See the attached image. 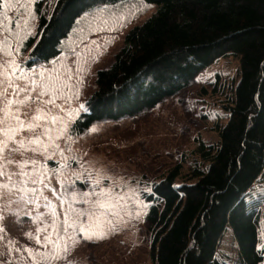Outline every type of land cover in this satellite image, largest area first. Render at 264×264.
I'll return each instance as SVG.
<instances>
[{
  "label": "trees",
  "instance_id": "16d2710c",
  "mask_svg": "<svg viewBox=\"0 0 264 264\" xmlns=\"http://www.w3.org/2000/svg\"><path fill=\"white\" fill-rule=\"evenodd\" d=\"M125 0H55L52 12L36 2L38 25L24 43L27 65L56 57L82 13ZM155 7L130 27L113 61L96 72L85 110L73 121L80 134L94 122L155 107L226 54L239 58L238 79L223 93L227 115L217 139L195 138L192 162L151 181L145 220L154 264H262L257 211L247 194L264 182V0H143ZM230 227L233 263L218 256Z\"/></svg>",
  "mask_w": 264,
  "mask_h": 264
},
{
  "label": "rangeland",
  "instance_id": "374dc122",
  "mask_svg": "<svg viewBox=\"0 0 264 264\" xmlns=\"http://www.w3.org/2000/svg\"><path fill=\"white\" fill-rule=\"evenodd\" d=\"M37 1L8 0L10 8L0 7V19L7 17L14 22L9 25L5 20V28L18 34L11 38L13 46L22 42L16 59L23 70L32 74L55 68L68 85L65 99L57 101L63 111L57 110L61 123L55 125L56 131L52 133L53 137H60L55 140L59 148L49 150V159L44 156L37 159L49 173L51 187L58 192L62 190V182L72 189L69 197L83 192L91 196L95 181L100 180L95 190H110L108 202L114 205L104 218L111 221L103 223L105 238L81 239L63 260L53 264H154L151 234L145 220L148 201L143 194L151 181L176 163L183 162V173L187 170L194 156L195 138L208 142L217 139V124L227 121L221 107L223 93H232L238 79L239 58L232 54L220 57L187 86L153 108L116 120L96 121L82 133L74 134L72 123L85 110V101L95 87L97 70L113 61L123 46L127 30L141 23L155 7L143 0H125L114 6L95 5L82 13L71 32L61 40L62 51L56 57L27 65L28 51L23 47L38 25ZM41 2L42 12L48 16L55 0ZM28 32L31 35H26ZM65 125V131L60 134L59 129ZM44 194L53 199L59 211V201L51 191L45 189ZM247 199L249 208L255 207L257 211V246L261 248L264 246V182H255ZM75 207L90 209L89 204L83 203ZM8 211L16 215H7L3 222L6 232L0 240V253H3L0 262L22 264L21 257L27 253L9 249L37 247L25 235L35 231V225L25 215L33 209L30 205L12 206ZM81 220L88 223L87 217ZM217 254L231 263L237 260V244L230 227L220 238Z\"/></svg>",
  "mask_w": 264,
  "mask_h": 264
},
{
  "label": "snow or ice",
  "instance_id": "6c2138e0",
  "mask_svg": "<svg viewBox=\"0 0 264 264\" xmlns=\"http://www.w3.org/2000/svg\"><path fill=\"white\" fill-rule=\"evenodd\" d=\"M0 7L11 5L8 0H0ZM5 20L9 25L14 24L7 17L0 19L3 36L0 39V240L6 232L3 223L6 216L16 215L8 210L12 206L30 205L34 214L26 212L25 215L35 225V231L25 235L37 247H13L9 251L27 253L21 257L22 264H53L63 260L81 239L105 238L103 223L111 221L104 218L114 205L108 202L110 190H95L100 180L95 181L91 196L83 192L69 197L72 189L62 182L59 192L51 187L49 173L37 157L49 159V150L59 148L55 140L60 137H53L52 133L56 131L55 125L61 123L57 110L63 111V108L57 101L65 99L64 90L68 85L55 68L32 74L23 70L16 59L22 42L13 46L11 38L18 34L5 28ZM65 129L66 125L59 133L63 134ZM45 189L59 201V211L53 199L44 194ZM79 203L89 204L90 209L76 208ZM81 217H87L88 223Z\"/></svg>",
  "mask_w": 264,
  "mask_h": 264
}]
</instances>
